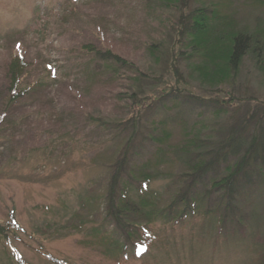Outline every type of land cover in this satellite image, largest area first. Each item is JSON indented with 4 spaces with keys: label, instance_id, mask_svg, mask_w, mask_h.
I'll return each mask as SVG.
<instances>
[{
    "label": "rangeland",
    "instance_id": "rangeland-1",
    "mask_svg": "<svg viewBox=\"0 0 264 264\" xmlns=\"http://www.w3.org/2000/svg\"><path fill=\"white\" fill-rule=\"evenodd\" d=\"M262 1L240 0L241 26L253 28L257 17L264 20ZM160 5L158 0H0V226L9 230L13 213L22 230L6 241L0 233V264H16L14 252L28 264H53L48 256L69 264H252L263 249L260 193L239 203L237 233L228 224L227 232L219 233L214 216L199 214L175 225L158 223V239L138 261L123 253L116 260V246L103 244V229H110L103 224L104 197L119 148L115 131L101 121L130 116V73L113 77L89 61L94 55L85 47L145 66L147 49L170 39L179 17H168ZM15 56L26 66L24 84L43 86L11 103L8 69ZM249 69L254 71L250 61L245 72ZM167 112L169 144L177 145L186 115L190 126L198 118L184 106ZM205 117L214 119L210 113ZM155 167L161 175L151 187L169 205L182 188L176 178L186 168L172 157ZM217 199L212 195L213 208Z\"/></svg>",
    "mask_w": 264,
    "mask_h": 264
},
{
    "label": "trees",
    "instance_id": "trees-1",
    "mask_svg": "<svg viewBox=\"0 0 264 264\" xmlns=\"http://www.w3.org/2000/svg\"><path fill=\"white\" fill-rule=\"evenodd\" d=\"M158 1L168 17H179L169 30L170 48H166V38L152 44L145 66L110 50L85 47L94 55L89 61L113 77L130 73L126 77L131 92L130 116L101 121L104 129L115 131L119 148L110 166L103 212V224L110 227L103 229V244L116 246V260L120 253L136 261L144 258L158 239V223L175 225L199 214L212 215L219 233L227 232V224L229 231L237 233L242 199L260 195L264 201V95L260 84H264L263 18L257 17L253 28L241 26L237 21L240 0ZM249 61L254 71L246 73ZM25 67L19 56L10 63L11 103L31 97L43 86L40 82L24 84ZM182 106L198 120L190 126L186 115L183 142L171 145L172 133L163 115ZM206 113L214 119L205 117ZM120 141H124L122 147ZM150 146L154 151L146 154ZM171 157L186 171L176 178L182 185L180 192L166 205L151 185L161 175L155 166L168 164ZM214 194L218 196L215 208L211 200ZM12 215L9 230L0 226L5 241L9 234L18 238L17 233L22 232ZM258 254L252 264H264V246ZM12 258L16 264H28L17 252ZM48 259L53 264H69L51 256Z\"/></svg>",
    "mask_w": 264,
    "mask_h": 264
}]
</instances>
